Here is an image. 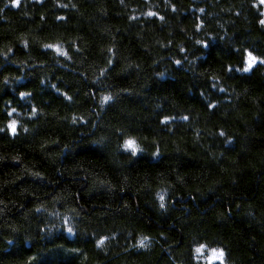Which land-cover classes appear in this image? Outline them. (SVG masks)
I'll return each mask as SVG.
<instances>
[{
    "label": "trees",
    "instance_id": "trees-1",
    "mask_svg": "<svg viewBox=\"0 0 264 264\" xmlns=\"http://www.w3.org/2000/svg\"><path fill=\"white\" fill-rule=\"evenodd\" d=\"M260 20L258 0H0V264H222L201 244L264 264Z\"/></svg>",
    "mask_w": 264,
    "mask_h": 264
},
{
    "label": "snow or ice",
    "instance_id": "snow-or-ice-1",
    "mask_svg": "<svg viewBox=\"0 0 264 264\" xmlns=\"http://www.w3.org/2000/svg\"><path fill=\"white\" fill-rule=\"evenodd\" d=\"M12 3H13V6H19L20 0H12ZM260 3L264 4V0H260ZM64 7H67V5H64ZM173 10L175 11V7H173ZM201 11H203V9H201ZM148 15L149 16H155L157 14L149 12ZM57 19L63 20L64 17H58ZM160 19L162 20L163 17H160ZM259 23L262 26H264V20H260ZM197 27H199V26H197ZM197 43H200V41H197ZM24 46L26 48L28 47L27 41L24 42ZM43 48L46 49V50H52L53 52H55L59 56L70 58L68 51L66 49H64L62 47V45L59 44V43H55V44L54 43H47V44L43 45ZM10 51H11V49H10ZM244 56H245V59L243 60V63L245 64V66L242 69L243 72H249L250 70H252L254 68V66H257L258 64L259 65H264V59H259L256 55H253L252 51L245 50ZM109 63L111 64L112 62L109 61ZM175 63L177 65H181V61L180 60H176ZM232 70L233 69L231 68V66H229L228 71H232ZM236 70L239 71L240 69H236ZM161 75H163V74H161ZM53 87H55V86H53ZM220 91H224V89H220ZM19 95H20L21 98H25L26 96L31 95V94L30 93H25V92H20ZM69 99H71V98L69 97ZM110 99H111L110 96H104L103 97V100L105 102L109 101ZM208 107L214 108L215 105L209 104ZM15 111H16V109L13 108L11 110V112L8 113V115L11 116L13 113H15ZM31 112H32L33 116H35L37 114V109L36 108H32ZM169 119H170L169 117H164L163 120L161 121V123L162 124H167L169 122ZM182 119L187 121L189 119V117L188 116H183ZM7 130H8V133H10L12 136H16L18 134V122L16 120H11L8 123V125H7ZM25 131H27V129H25ZM0 132H4V129L0 128ZM220 134L224 135L223 132H221ZM123 148L125 149V151L129 152L131 155H136V154H138V152L142 151V149H140L139 146L137 145L136 141L134 139H132V138H128V139L124 140ZM156 155H159V150H157ZM159 199L161 201H164V196L161 195L159 197ZM160 207L164 208L165 204L161 203ZM67 231L69 233H72L73 229L71 227H69L67 229ZM103 242H104L103 240L99 241L100 244H103ZM141 243L143 244V242H141ZM204 248H205V245L201 244V245H199V247H197L195 249V251L197 253L202 254V250ZM223 257H224V252L222 250L218 251L217 249H212V255H211V257H209V260L210 261L211 260H221L222 261Z\"/></svg>",
    "mask_w": 264,
    "mask_h": 264
},
{
    "label": "rangeland",
    "instance_id": "rangeland-1",
    "mask_svg": "<svg viewBox=\"0 0 264 264\" xmlns=\"http://www.w3.org/2000/svg\"><path fill=\"white\" fill-rule=\"evenodd\" d=\"M258 1L260 3V0H258ZM261 6H262V9H263V13H264V4H261ZM212 249H215V248H209V249L204 248L202 250V253H203L202 259L205 260L208 263L220 262V263L224 264V262H223L224 257H223L222 261L221 260H211V261L209 260V257H211V255H212ZM217 250L220 251V249H217Z\"/></svg>",
    "mask_w": 264,
    "mask_h": 264
},
{
    "label": "clouds",
    "instance_id": "clouds-1",
    "mask_svg": "<svg viewBox=\"0 0 264 264\" xmlns=\"http://www.w3.org/2000/svg\"><path fill=\"white\" fill-rule=\"evenodd\" d=\"M142 151H143V149H142ZM136 155H137V154H136ZM136 155H131V156H132V157H135ZM157 156H158V155H156V152H153V153H152V157H153V158H155V157H157Z\"/></svg>",
    "mask_w": 264,
    "mask_h": 264
}]
</instances>
